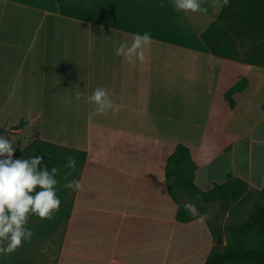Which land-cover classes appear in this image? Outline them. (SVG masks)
Returning a JSON list of instances; mask_svg holds the SVG:
<instances>
[{"label":"crops","instance_id":"0c3cea01","mask_svg":"<svg viewBox=\"0 0 264 264\" xmlns=\"http://www.w3.org/2000/svg\"><path fill=\"white\" fill-rule=\"evenodd\" d=\"M212 2L201 0L208 11L200 14L177 10L173 0H0V125L39 123L37 112L49 121L39 137L85 152L71 178L81 189L65 194L57 264H187L197 253L195 247L179 250L187 239L176 242L172 259L167 256L174 234L191 226L209 235L199 256L200 264L205 261L212 249L209 227L198 217L177 220L178 205L167 191L165 159L179 142L177 136L170 140V125L180 121L185 106L193 123H199L196 116L211 117V104L222 111L217 113L222 119L224 106H230L225 93L242 77L248 83L232 94L229 115L234 121L251 118L253 124L230 149L197 160L194 182L207 190L235 176L249 186H263L264 173L259 181L252 178L251 133L264 122L259 79L264 70L243 69V63L211 53L201 34L221 11ZM145 32L151 45L163 47L161 57L169 55L164 48L182 49L196 66L146 69L148 49L144 61L135 63L116 56L120 44L131 46L134 35ZM213 56L223 59L216 69H211L217 63ZM97 87L109 91L118 105L116 115H91L95 105L88 97ZM36 102L40 109L35 111ZM169 105L173 108L165 109ZM70 116L75 124L65 128ZM237 129L236 124L228 134ZM194 132L181 136L193 157L201 136ZM242 137L248 140L241 159L237 143Z\"/></svg>","mask_w":264,"mask_h":264},{"label":"rangeland","instance_id":"374dc122","mask_svg":"<svg viewBox=\"0 0 264 264\" xmlns=\"http://www.w3.org/2000/svg\"><path fill=\"white\" fill-rule=\"evenodd\" d=\"M241 1V0H239ZM258 2L259 7L264 14V0H255ZM213 4V2H212ZM232 8L238 9V0H232L231 4ZM226 22H228L226 20ZM241 34L236 36V42L239 47L240 55L239 57L235 58L234 60L238 63H243V69H263L264 70V25L260 26L259 31L256 29H247L241 30ZM160 44L153 43L151 48L148 49L146 64V69H168L169 71L174 69H192L193 61L195 60L191 53H187L182 49H176L173 47L164 48L169 51L168 53L163 54L164 57H161L160 52L162 51ZM253 55L255 57V62L253 65L249 64L248 62L244 61L243 59L250 57ZM219 57V56H218ZM213 56V60L216 63V66L211 69L218 68L220 61L223 59ZM194 60H193V59ZM157 59V66H155V62ZM207 69L209 67V63L206 65ZM234 66V65H233ZM235 67V66H234ZM239 67V66H238ZM76 72V69H75ZM72 73V72H71ZM74 73V72H73ZM151 77V75H149ZM262 83H264V73L261 74L260 78ZM156 78H153V82ZM42 81V79L40 80ZM36 84H37V77H36ZM37 86V85H36ZM38 96V94H36ZM35 107V111L39 110L38 102ZM215 104H211V106H207V109L210 107L211 117H201L196 116V122L191 121L188 119L183 109L187 110L189 107L185 106L181 109L180 121L178 123H171V128H173V134L169 133V136L172 137L170 140H174L177 136L179 138V142H182V135L191 134L192 131L197 133L200 136V143L198 145L197 153L192 156L195 162H205L209 158H211L217 151L227 150L230 149L234 140L238 138L240 134L244 132L247 128H249L253 122L250 120L251 118L244 117L240 120L234 121L231 120L229 113H231L234 108L230 107L229 105L224 106L225 114H223V118L217 115L216 112L218 109L214 110L213 108ZM264 108V104L261 105ZM39 109H38V108ZM62 108V107H59ZM75 108V107H74ZM173 108L172 105L165 106V109ZM194 108H201L199 106H195ZM71 107H68V110L71 111ZM213 110V112H212ZM215 112V114H214ZM172 115V114H171ZM221 115V114H220ZM35 117H40V122L36 123V121L28 123L27 127H16V124L19 122L16 121L14 123L4 122L0 125V135H4L5 138L9 139L13 143L14 149L16 147H25L32 139H39L44 140L43 138L39 137L42 135L44 131V126L49 124L47 118H43L39 116V113L34 115ZM72 116V114H71ZM67 117V122L64 125L65 128H68L70 125H74L73 117ZM31 117L30 119H32ZM174 118V115H172ZM211 118V119H210ZM70 119L73 122H70ZM45 122V123H44ZM252 122V123H251ZM59 123V122H58ZM26 124V123H25ZM55 124V123H54ZM206 125L204 131L203 128L199 126ZM237 130L234 134H228V131L232 129V127L236 126ZM175 126V128H174ZM25 127V128H24ZM20 130H16L19 129ZM22 128V129H21ZM178 131V132H177ZM54 132V131H53ZM58 132V131H56ZM252 137V145H251V160L253 165V180L259 181L261 179V174L264 173V122L260 123L254 132L251 133ZM197 136V137H198ZM184 139V137H183ZM199 140V139H198ZM248 140L246 137H242L239 142L237 143L238 152L241 153V158L243 155L247 153L244 151V143ZM46 141V140H45ZM166 144L168 143L165 140ZM58 144V143H57ZM60 147V154L58 158V162L55 167L59 168V174L56 176V179L59 181L58 185L56 186V193L59 197L61 204L59 212L54 214V218L52 220H41L37 216H31L28 222L27 227L33 231V237L31 242L25 241L22 247L18 248L13 254H11L7 258L0 257V264H57L58 258V251H59V244L63 234V218L67 211V199L65 198V194L69 193V189H65L63 186L67 183L68 179H75V174L77 173L73 169L65 168L64 165L67 163L66 157L72 156L76 159L77 163L81 162L80 157L78 154L67 153L66 150L69 149L68 146L58 144ZM234 150V149H233ZM191 151V150H190ZM254 159V160H253ZM241 160V159H240ZM76 163V165H77ZM241 166V169L247 168V161ZM246 165V167H245ZM76 167V166H75ZM244 167V168H243ZM68 170V171H67ZM72 173L71 175L67 176V180L64 178L65 173ZM231 172V171H230ZM71 179V180H72ZM65 192V193H63ZM183 192V191H182ZM70 194V193H69ZM187 202H191L194 204L200 214H207L208 219H213L215 213H218V217L216 220H213L215 224L220 225L221 233L219 236L212 238V248L214 245L219 244L222 246L227 245L229 242L234 241V236H236L235 228L243 223L250 214L255 211L257 204L264 205V184L261 188H256L254 186H247V190L245 191L244 195L230 208L224 209L219 204H214L205 212H202L200 209L202 207H206V205L202 202L196 201L195 199L186 196ZM197 218V217H195ZM206 222V220H205ZM198 223V222H194ZM207 224V222H206ZM208 226V224H207ZM212 237V234H211ZM187 239V242L182 244L179 250L186 252L190 251L192 248L196 249V256L190 263L187 264H200L199 256L207 247L209 235L207 233H203L198 226H191L188 229L178 231V233L174 234V238L171 243V247L168 250V259H171V255H175L177 251L174 250L176 242L179 240ZM218 239H220L219 242ZM174 243V244H173ZM175 253V254H174ZM230 264H243V263H230Z\"/></svg>","mask_w":264,"mask_h":264},{"label":"trees","instance_id":"16d2710c","mask_svg":"<svg viewBox=\"0 0 264 264\" xmlns=\"http://www.w3.org/2000/svg\"><path fill=\"white\" fill-rule=\"evenodd\" d=\"M231 1L221 8L217 18L203 30L201 36L212 54L235 59L240 55L236 36L241 34V30L252 28L259 31L260 26L264 25V14L255 0H238V9L232 8ZM243 60L254 63L255 57L251 55ZM247 83V78L242 77L225 93L231 107L235 105L232 94L243 90ZM25 123L26 121L20 120L16 127H22ZM66 152L78 154L81 161L85 158V152L81 150L69 148ZM59 154L60 147L57 143L32 139L27 146L15 148L13 159L40 155L44 157L42 166L51 170L57 164ZM196 168L197 164L191 156L190 148L182 142H178L165 159L167 191L178 205L176 219L179 221L186 222L195 218L184 208V202H187L185 195L204 203L206 207L200 210L205 212L214 204L230 209L247 190V182L235 176L203 190L194 182ZM217 217L218 213H215L213 219H206L212 238L221 233L220 225L213 222ZM235 230L237 232L234 241L225 246L214 245L202 264H264V205L257 204L255 211Z\"/></svg>","mask_w":264,"mask_h":264},{"label":"clouds","instance_id":"9594fccd","mask_svg":"<svg viewBox=\"0 0 264 264\" xmlns=\"http://www.w3.org/2000/svg\"><path fill=\"white\" fill-rule=\"evenodd\" d=\"M177 10L207 14L208 9L202 7L201 0H173ZM229 0H213V6L225 7ZM151 34H135L131 46L122 43L116 49V56H123L128 63H135L136 59L144 61L145 49L151 47ZM77 99H80L77 94ZM88 100L95 105L91 115H112L118 112V105L114 104L111 94L106 88L97 87ZM15 149L13 143L0 135V257L7 258L25 241L31 242L33 231L27 227L31 216L41 220H52L59 212L61 201L56 193L59 181L56 176L59 168L49 170L42 166L44 157L35 155L30 158L13 159ZM65 168L75 169L76 159L66 157ZM71 173H65V179ZM65 189L78 191L81 189L79 180H70L63 186ZM39 189V190H37ZM184 208L201 222L208 219L207 214H200L194 204L185 203Z\"/></svg>","mask_w":264,"mask_h":264},{"label":"bare ground","instance_id":"6f19581e","mask_svg":"<svg viewBox=\"0 0 264 264\" xmlns=\"http://www.w3.org/2000/svg\"><path fill=\"white\" fill-rule=\"evenodd\" d=\"M252 158V157H251ZM242 159V158H241ZM254 160V159H253ZM251 162H252V160H251ZM243 172V171H242ZM183 242V241H182ZM174 244V243H173ZM180 245H181V243H179ZM170 246V245H169ZM177 251H178V249H177ZM175 254V253H174ZM172 257H174V256H172ZM145 258V257H144ZM160 258V257H159ZM146 259V258H145ZM172 259V258H171ZM140 260V259H139ZM176 260V259H175ZM144 261V260H143ZM147 261V260H146ZM79 264V263H78ZM147 264V263H146Z\"/></svg>","mask_w":264,"mask_h":264},{"label":"water","instance_id":"95a60500","mask_svg":"<svg viewBox=\"0 0 264 264\" xmlns=\"http://www.w3.org/2000/svg\"><path fill=\"white\" fill-rule=\"evenodd\" d=\"M220 241V239H218V241L217 242H219Z\"/></svg>","mask_w":264,"mask_h":264}]
</instances>
